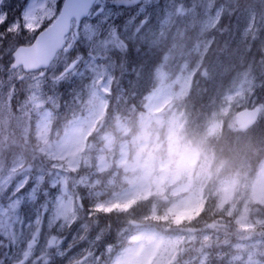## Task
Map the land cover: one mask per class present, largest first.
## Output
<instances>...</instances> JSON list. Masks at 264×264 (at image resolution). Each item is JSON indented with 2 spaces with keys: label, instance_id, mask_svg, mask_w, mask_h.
I'll return each mask as SVG.
<instances>
[{
  "label": "rangeland",
  "instance_id": "rangeland-1",
  "mask_svg": "<svg viewBox=\"0 0 264 264\" xmlns=\"http://www.w3.org/2000/svg\"><path fill=\"white\" fill-rule=\"evenodd\" d=\"M221 3L218 0L217 6ZM214 4L215 0H152L150 19L140 31L147 35L149 32V42L165 43L166 38L153 33L157 23L162 21L167 30L171 31L168 27L171 25L175 27V33L181 32L178 34L181 39L185 38V34H194L195 37L197 34L198 37L201 33L191 31L195 29L193 18L198 19L201 11L202 14L212 15H205L206 25L201 28L203 33L207 27L215 25L219 16V8L212 10ZM199 8L203 10L199 11ZM131 14H135L133 10ZM189 18L191 21H186ZM139 23L137 20L136 25ZM228 23L229 20L224 21L226 26H229ZM136 25H129L128 32L122 34L131 36V40L136 39L141 33L135 31ZM242 32V39H235L234 34L232 38H216L230 41L227 55L237 52L244 56L261 52L264 56V37L251 35L245 30ZM34 36L23 33L19 39L9 36L0 43V80H3V87H0V245L6 247L19 237L21 231L30 236L39 229L41 240L55 234L65 239V246L72 243L75 247L70 255L82 260L83 264H117L118 260L120 264H138L144 259L150 260L151 264H264V160L256 169L250 167V162L257 161L260 154L264 156V148L256 155L247 150L237 153L239 146L229 145L232 141L227 140L231 133L239 130L234 117L238 109L259 104L260 118L264 119V72L254 74L251 62L237 67L211 106L205 132L206 135L218 132L219 140L225 136L221 142L224 145L219 148L216 143H208L207 146L204 141L198 140L197 135L186 134L188 139L204 147L207 161L204 169L193 170L189 177L171 180L158 174L154 156L157 149L152 143L138 150L134 146L132 160L128 159L131 151L124 135L114 134L106 138L107 150L111 147V152L102 144L100 148L92 149L90 144L85 143L84 136L93 128V123H97L96 129L108 126L103 118L114 68L104 63L108 54L121 48L117 49L111 43L106 46L97 43L94 46L87 40L74 46V54L70 56L83 57L86 66L81 65V74L76 75L78 87L73 94L78 96L72 104L71 92L65 89L70 85L71 78L65 80L62 87L53 88L39 79L27 78L38 75V72L26 73L18 69L16 74L26 78L8 79L7 70L11 61H8L7 54L16 47V40L29 43ZM175 36L169 32L170 40H174ZM197 37L192 46L191 43L179 45L175 42V52L165 57L156 76L160 83L148 95V114L142 120L150 121L164 113L166 122L174 121L182 128L183 111L179 99L185 92L192 72L196 68L195 72L199 70L201 53L210 43L209 39ZM6 49L11 51L5 54ZM90 56L100 59L93 61ZM208 61L209 56H206L203 62L205 64ZM53 64L54 67L41 71L47 72L49 76L54 72L59 73L61 64L55 61ZM257 76L262 78V82ZM11 88L15 89V93L9 99ZM258 95L263 96L261 103H258ZM68 103L70 109L66 112ZM57 124L65 138L64 146L53 144L48 149V156H41L37 150L40 145L34 137L36 133L42 138L48 137L50 127ZM222 126L227 130H223ZM152 127L149 123L148 128ZM120 130L129 134L123 124ZM254 138L260 142L257 137ZM73 153L77 160L82 154H90L91 164H81L79 172H73L67 164ZM110 155L123 158V163L118 164L124 166V171L112 173L110 181L105 182L104 186L109 189L108 198L119 205L135 202L128 208H115L110 216L99 219L96 209L84 203L81 188L97 183V179L92 180L84 172L87 169H106L109 167ZM201 160H204L203 156ZM53 161L63 163L64 167L53 169ZM24 180L28 181L29 186L34 182L39 183L46 190L55 182V199L64 205L71 201L72 211L68 213L70 223L61 215L49 227L59 207L57 203L49 204L48 215L42 216L41 224L37 225L34 219H30L39 205L29 202L21 207L10 196L11 189ZM202 192L206 200L208 195L214 199L215 208L220 205L217 212L223 216H206L207 219L204 217L191 225L185 224L171 230H162L152 219L153 215L162 213L166 208L176 215L186 213L199 202ZM242 224L249 227H241ZM154 230L162 235L156 237ZM98 235L99 240L96 239ZM108 244L112 245L110 252L105 249ZM4 247H0V251ZM128 250L132 251L125 255ZM86 252L93 255L85 258ZM64 264H69V261L65 259Z\"/></svg>",
  "mask_w": 264,
  "mask_h": 264
},
{
  "label": "snow or ice",
  "instance_id": "snow-or-ice-1",
  "mask_svg": "<svg viewBox=\"0 0 264 264\" xmlns=\"http://www.w3.org/2000/svg\"><path fill=\"white\" fill-rule=\"evenodd\" d=\"M151 6L152 0H24L19 6L18 14L13 16L10 15L11 5L8 0H0V43L9 36L19 37L23 33L39 32L34 44L16 46L7 70L8 79L24 80V75L16 74L18 69H24L25 72H38V75L29 76L28 79H39L53 88L61 86L65 80L81 74V65L86 66L83 57L70 56L74 54V46L87 40L94 46L97 43L105 46L111 43L117 49L126 47L122 33H127L128 26L136 25L137 20L140 23L136 25L135 31L139 32L150 19ZM125 9L133 10L135 14L125 19L121 15ZM41 28L43 31H40ZM98 59L100 57L90 56V60ZM54 61L61 64L59 73L54 72L49 76L47 72L39 71L41 68L54 67ZM0 87H3V80H0ZM14 93L15 89L11 88L9 99ZM55 188V182L46 190L39 183L34 182L29 186L28 181L24 180L11 189L10 196L21 207L29 202L39 205L30 218L37 225L41 224L42 216L48 215L49 204L57 203L59 207L49 222L51 227L61 215L69 222L68 213L72 211L71 201L64 205L55 199ZM134 202L109 206L100 204L96 210L112 212L115 208H128ZM241 227L247 228L249 225L242 224ZM96 239L99 240L100 236ZM74 247L72 243L65 246V239L58 238L55 234L41 240L39 229L30 236L21 231L19 237L0 251V264H64L65 259L69 264H83L82 260H76L70 255ZM131 251L128 250L125 255ZM92 255L93 253L86 252L85 258ZM117 264H120L119 260ZM138 264H151V261L144 259L138 261Z\"/></svg>",
  "mask_w": 264,
  "mask_h": 264
},
{
  "label": "trees",
  "instance_id": "trees-1",
  "mask_svg": "<svg viewBox=\"0 0 264 264\" xmlns=\"http://www.w3.org/2000/svg\"><path fill=\"white\" fill-rule=\"evenodd\" d=\"M8 3L11 5L9 11L10 15H17L19 11V6L24 3V0H9ZM46 26V24H45ZM17 39V38H16ZM19 39V37H18ZM21 39V38H20ZM17 42L15 44H21L23 43L22 40H16ZM229 41L226 40H218L217 38L214 40V46L216 47L215 51L213 52V56L211 59L216 57H223V53L221 52L222 48L225 44H227ZM224 44V45H223ZM220 48V52L218 53V49ZM124 59L123 63L120 65V68L122 69V79L118 83H113L111 85V97H110V104L107 109L106 119L105 123L108 124L106 128H109L110 130H113L114 134L116 135H124L122 132L115 131L114 122L116 121L115 114L117 113H125L135 116V113H139L142 117L145 113V96L147 92L153 87V79H152V73H153V65L155 62L154 53L149 51V45L145 44L143 42L140 44L139 42H134L133 45H131V49L124 52ZM207 56H210V51L208 52ZM8 61L10 60V53L7 54ZM215 71L213 74L215 75ZM221 72H219L220 74ZM211 72L210 70L203 71L201 74L200 72L197 73V80L194 84H192L191 90L187 97L185 98V103L187 105V122H186V131L188 133H196L199 131H202V127L205 125L207 118L209 116V109L211 102L209 98L212 97V93L217 96L218 93L221 91L223 86L221 87L220 84L225 81V78H223L222 81H214L211 79ZM229 76V74L227 75ZM226 76V77H227ZM202 81H201V80ZM74 79L71 80L73 82ZM215 86L217 87L216 90L212 91L211 87ZM62 87V86H61ZM71 88H74V84L72 86L65 87L66 90H69ZM147 89V91H146ZM214 96V97H215ZM262 99L263 96H260ZM76 98H74L75 100ZM264 121L259 122L254 127L250 128L246 131H239V132H233L230 134L229 138L227 140L232 141L229 145H238L237 153L238 152H244L247 150L249 153H254L255 155L264 148ZM127 125V124H126ZM193 129V130H192ZM223 130H227V128L224 126ZM239 134V135H238ZM124 136H128L124 135ZM254 137H257L258 140H256ZM225 136H222L219 140L216 139H206L204 141L206 145L208 146L211 144L216 143L217 146L224 145L223 142ZM92 139V138H91ZM232 139V140H231ZM126 145L130 148L131 151H133V147L136 146L135 143H130L128 140H126ZM97 148L101 147V143L97 142ZM220 148V147H219ZM264 158L263 155H259L258 160L255 162H250V167L254 168L256 165H259V163ZM257 159V158H255ZM117 159L114 158L111 163V167L106 172L99 173L97 169H87L84 173L88 174L90 178L93 180V178H98L99 181L97 184H91L86 187L81 188V192L84 194V203L86 206L91 207L92 205H96L98 202L102 203L103 205L109 206V205H115V203H112L111 200L108 198V190L104 185L105 182L109 181V173H114L116 171H122V168L117 167L116 161ZM215 185V183H214ZM205 194L202 192L199 201L206 200L204 198ZM208 204L210 209L215 208V202L214 199L211 198L210 195H208ZM97 211V210H96ZM111 214V212H110ZM108 212H100L97 211V216L99 219H102L103 216L109 215ZM210 217H218L223 216V214L218 213L217 211L213 212ZM226 219L227 217L224 216ZM205 219H207L205 217ZM264 239V238H263ZM211 264V262H210Z\"/></svg>",
  "mask_w": 264,
  "mask_h": 264
},
{
  "label": "clouds",
  "instance_id": "clouds-1",
  "mask_svg": "<svg viewBox=\"0 0 264 264\" xmlns=\"http://www.w3.org/2000/svg\"><path fill=\"white\" fill-rule=\"evenodd\" d=\"M211 47V45H207ZM11 51V49H6L5 54ZM167 55V53H165ZM14 56V53H12ZM2 59V56H0ZM147 91V89H146ZM117 121L123 120L129 129V134L125 138L130 143L135 142L137 150L143 147L147 143H152L157 149L154 153L155 163L157 165V172L163 178H170L171 180H181L182 178H187L191 175L193 170H202L205 167L207 157L204 155V147L188 139L180 129L179 125L175 124L174 121L166 122L165 114L161 113L158 117L152 118L150 121L142 120L140 114L137 112L133 118L130 114L117 113L114 117ZM106 119V118H105ZM153 125L151 129L148 128V124ZM64 127H67L65 123ZM55 128V131H53ZM120 126L117 125L115 131H119ZM49 136L42 138L39 133H36L34 139L40 145L38 147V152L41 156H48V149L53 145L64 146L65 138L59 129L58 124L50 127ZM114 135L113 130L101 126L99 129L87 132L84 136V140L90 144L92 149H95L97 142L104 144L107 137H112ZM95 137V139H91ZM79 151V149H76ZM108 151H113L111 147ZM204 160H201V157ZM92 157L90 154H82L81 158L77 160L75 154L73 157L67 161V164L73 172H79L81 164H91ZM116 163H123V158L115 161ZM51 167L56 169L58 167H64L63 163L53 161L51 162ZM222 203V202H221ZM98 205H92L91 207L97 209ZM209 207L207 200H201L193 205V207L186 213H180L179 215L174 214L170 209H164L162 213L153 215L152 219L161 227L162 230L177 229L185 224L191 225L198 220H202L204 217L211 215L213 212L219 208ZM110 214V212H108ZM230 215V213H229ZM215 223V221H213ZM70 226V225H69ZM83 239V237H82ZM112 245H105V249H111ZM103 256V253H101ZM107 258H105L106 260Z\"/></svg>",
  "mask_w": 264,
  "mask_h": 264
},
{
  "label": "flooded vegetation",
  "instance_id": "flooded-vegetation-1",
  "mask_svg": "<svg viewBox=\"0 0 264 264\" xmlns=\"http://www.w3.org/2000/svg\"><path fill=\"white\" fill-rule=\"evenodd\" d=\"M262 1L261 7L248 9L243 6L242 1L221 0L224 17L219 23L223 25L226 32L234 33V36H238L243 29H249L251 35L264 37V31H261L264 30V0ZM128 11L131 13V10ZM226 20H229V26L224 24ZM230 36L233 37V34Z\"/></svg>",
  "mask_w": 264,
  "mask_h": 264
},
{
  "label": "bare ground",
  "instance_id": "bare-ground-1",
  "mask_svg": "<svg viewBox=\"0 0 264 264\" xmlns=\"http://www.w3.org/2000/svg\"><path fill=\"white\" fill-rule=\"evenodd\" d=\"M243 3V6L245 8L248 9H252V8H258L261 7L262 5V0H241ZM238 21V20H236ZM246 32H248V30H245ZM251 31V30H250ZM264 31V30H261ZM250 33V32H249ZM185 34V33H184ZM186 36H188L190 38V40H195L196 37L195 35H188L185 34ZM233 55V57L231 58V56ZM263 55V54H262ZM261 52L259 53H255L254 55L252 54H245L244 56H241V54L234 52L233 54H226L224 55L222 58H220V60H213L214 61V67L215 69L218 70V78L220 77V79L225 78L228 74V79H230L232 77V75L237 71V67L243 66L247 63H252V66H255L257 61H259L262 57ZM241 63V64H240ZM263 69V67H260L258 69V72H260ZM219 72H221L219 74ZM258 80H261L260 82H262V78L257 76ZM224 85V83H221L220 86L222 87ZM217 87L212 86L211 90L214 91L216 90ZM70 109V104L68 103L66 106V112H68Z\"/></svg>",
  "mask_w": 264,
  "mask_h": 264
},
{
  "label": "water",
  "instance_id": "water-1",
  "mask_svg": "<svg viewBox=\"0 0 264 264\" xmlns=\"http://www.w3.org/2000/svg\"><path fill=\"white\" fill-rule=\"evenodd\" d=\"M37 36H39V34ZM36 37L33 40V42L28 44V45L34 44L36 42ZM258 114H259V108L258 107L255 109H252V110L251 109H244V110H241L237 113V118L239 119V122L242 123L244 126H250L253 123H255V121L257 120Z\"/></svg>",
  "mask_w": 264,
  "mask_h": 264
}]
</instances>
